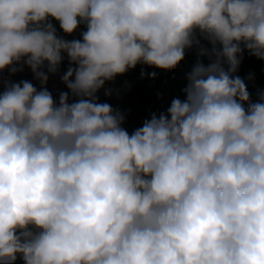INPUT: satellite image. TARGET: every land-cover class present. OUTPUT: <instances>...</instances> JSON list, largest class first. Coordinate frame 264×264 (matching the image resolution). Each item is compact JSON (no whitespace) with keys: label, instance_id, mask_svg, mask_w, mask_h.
I'll return each instance as SVG.
<instances>
[{"label":"clouds","instance_id":"1","mask_svg":"<svg viewBox=\"0 0 264 264\" xmlns=\"http://www.w3.org/2000/svg\"><path fill=\"white\" fill-rule=\"evenodd\" d=\"M193 49L184 98L131 133L100 102ZM245 52L264 61V0H0V72L40 84L0 92V264H264V90L237 75Z\"/></svg>","mask_w":264,"mask_h":264},{"label":"rangeland","instance_id":"2","mask_svg":"<svg viewBox=\"0 0 264 264\" xmlns=\"http://www.w3.org/2000/svg\"><path fill=\"white\" fill-rule=\"evenodd\" d=\"M57 31L60 35H64L62 30H60L59 23L56 21H52ZM85 26L81 24L77 31L72 36H65L66 39H79L80 33L85 31ZM245 56V64L252 65L258 63L260 60L251 57L247 52L244 53ZM197 59L195 49L190 50L186 53L185 59L173 70L164 71L152 67H148L150 72H155L156 77L152 79L154 84L157 82L159 78L168 79L166 80L162 86L158 96L155 95L153 90L147 89L152 95V102L149 106V115L155 112L166 113L167 108L170 106L173 98L179 97L181 99L184 98L182 89L186 86L187 83V73L191 71L193 65L195 64ZM206 62V61H205ZM264 65V63H263ZM62 66H68L67 60L62 64ZM146 66V65H145ZM151 79V78H150ZM138 81L137 77H130L126 74L117 76L114 82H109L106 84V88L111 89L112 95L105 96L104 90H101L99 93V98L102 101H108L114 108H119L122 112L126 114V118L133 121L138 126H141L144 118L141 115V107L138 102L137 94L133 91V85ZM255 82L256 88L252 91H249L251 94V98L253 101L257 98V92L259 90H264V78L254 81L253 79H249L248 83ZM130 86V87H129ZM118 93V94H117ZM141 111V112H140Z\"/></svg>","mask_w":264,"mask_h":264},{"label":"trees","instance_id":"3","mask_svg":"<svg viewBox=\"0 0 264 264\" xmlns=\"http://www.w3.org/2000/svg\"><path fill=\"white\" fill-rule=\"evenodd\" d=\"M86 28V27H85ZM264 61H259L256 64L246 65L245 64V56L240 65L239 71L237 75H239L245 82L246 88L249 91H252L256 88L255 82L248 83L249 79H253L254 81L264 78ZM142 69L149 73L150 70L145 65H137L135 69H130L125 74L130 77H137L138 81L133 85V91L137 94L138 102L141 107V115L144 119L150 118L148 107L151 105V101L146 94V90H153L155 95L158 96L162 84L168 80L159 78L157 82L154 84V81L148 77L141 78ZM246 106V105H245Z\"/></svg>","mask_w":264,"mask_h":264},{"label":"built area","instance_id":"4","mask_svg":"<svg viewBox=\"0 0 264 264\" xmlns=\"http://www.w3.org/2000/svg\"><path fill=\"white\" fill-rule=\"evenodd\" d=\"M66 69H67L66 67L61 65V74ZM9 80L15 83H19L22 80H27V81L32 82L37 88L40 87L39 82L34 79L31 70L27 66H24L23 71H18L14 75L11 74L10 71L7 69L0 72V92L3 91V82L9 81ZM47 88L49 89V91L52 92L53 97L54 99L57 100V102L59 99V93L61 91H67L66 86L61 82L60 77L58 75L57 76L50 75ZM100 102H103V101L100 100ZM123 127H125L129 133H131L134 129H136L139 126L135 124L133 121L126 118V122L123 125ZM16 264H23L22 258L18 257Z\"/></svg>","mask_w":264,"mask_h":264},{"label":"crops","instance_id":"5","mask_svg":"<svg viewBox=\"0 0 264 264\" xmlns=\"http://www.w3.org/2000/svg\"><path fill=\"white\" fill-rule=\"evenodd\" d=\"M86 29V28H85ZM146 94H147V96H148V98L150 99V101L152 102V95H151V93L149 92V91H147L146 92ZM103 102H108V101H103ZM109 103V102H108ZM148 109H149V107H148Z\"/></svg>","mask_w":264,"mask_h":264}]
</instances>
